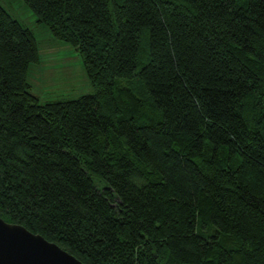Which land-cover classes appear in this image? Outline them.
I'll return each mask as SVG.
<instances>
[{
    "label": "trees",
    "instance_id": "trees-1",
    "mask_svg": "<svg viewBox=\"0 0 264 264\" xmlns=\"http://www.w3.org/2000/svg\"><path fill=\"white\" fill-rule=\"evenodd\" d=\"M92 92L41 101L0 6V218L84 264H264V0H24Z\"/></svg>",
    "mask_w": 264,
    "mask_h": 264
},
{
    "label": "rangeland",
    "instance_id": "rangeland-1",
    "mask_svg": "<svg viewBox=\"0 0 264 264\" xmlns=\"http://www.w3.org/2000/svg\"><path fill=\"white\" fill-rule=\"evenodd\" d=\"M0 6L21 25L30 28L38 44L40 61L28 71L29 91L41 101L76 100L92 92L83 63L68 44L55 40L24 0H0Z\"/></svg>",
    "mask_w": 264,
    "mask_h": 264
},
{
    "label": "water",
    "instance_id": "water-1",
    "mask_svg": "<svg viewBox=\"0 0 264 264\" xmlns=\"http://www.w3.org/2000/svg\"><path fill=\"white\" fill-rule=\"evenodd\" d=\"M0 264H84L55 243L0 218Z\"/></svg>",
    "mask_w": 264,
    "mask_h": 264
}]
</instances>
